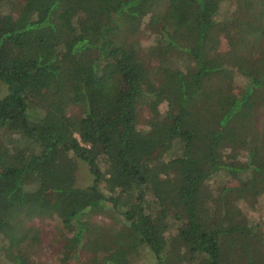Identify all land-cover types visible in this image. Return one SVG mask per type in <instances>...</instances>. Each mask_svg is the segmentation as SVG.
I'll use <instances>...</instances> for the list:
<instances>
[{
    "label": "trees",
    "instance_id": "1",
    "mask_svg": "<svg viewBox=\"0 0 264 264\" xmlns=\"http://www.w3.org/2000/svg\"><path fill=\"white\" fill-rule=\"evenodd\" d=\"M2 85L0 264H34L35 219L89 264H264L234 205L264 193V0H0Z\"/></svg>",
    "mask_w": 264,
    "mask_h": 264
},
{
    "label": "rangeland",
    "instance_id": "2",
    "mask_svg": "<svg viewBox=\"0 0 264 264\" xmlns=\"http://www.w3.org/2000/svg\"><path fill=\"white\" fill-rule=\"evenodd\" d=\"M12 2H20L21 0H5ZM7 5V4H6ZM234 6L231 2H226L221 7V10L217 16L218 21H225L229 18L231 12L233 11ZM9 10L3 7V14H9ZM147 21H143L141 31L138 35V40L143 48L150 46L153 43V34L145 30V25ZM148 29V28H147ZM227 45V40L222 36L219 40V49H225ZM6 86H0V98L5 95ZM66 112L68 116H72L74 113H78L76 107L71 103H67ZM160 113L164 112L165 105L161 104L158 106ZM151 114L148 112L147 108L139 112V127L142 129L148 128V122L150 121ZM264 121V108L261 110L259 115V122L257 126L262 127L263 124H260ZM264 143V142H263ZM223 183H226L227 186L241 187V183L221 177ZM92 176L89 173L87 165L82 160H77V170H76V187L85 188L92 184ZM255 203L249 205L244 201L235 202V206L242 210V212L247 216L249 222L252 224L258 223L260 225L259 231L264 238V193L256 196ZM111 211L107 210L102 214H92L88 216V221L98 224H111L113 222ZM30 225H33L41 230L40 233V249L37 251V255L33 256L34 264H89L86 254L74 255L71 250V233L56 219H35ZM68 241V245L66 243ZM134 264H152L151 254L145 250L141 253L140 257Z\"/></svg>",
    "mask_w": 264,
    "mask_h": 264
}]
</instances>
